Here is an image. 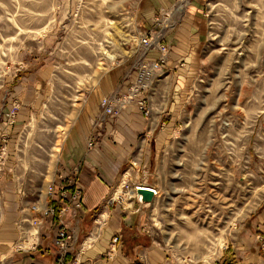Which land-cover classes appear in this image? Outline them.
Masks as SVG:
<instances>
[{
  "label": "rangeland",
  "instance_id": "obj_1",
  "mask_svg": "<svg viewBox=\"0 0 264 264\" xmlns=\"http://www.w3.org/2000/svg\"><path fill=\"white\" fill-rule=\"evenodd\" d=\"M175 1L178 19L193 0ZM150 3L0 0V114L7 101V124L29 108L33 113L12 145L6 137L5 166L15 159L33 228L42 231L63 138L77 126L87 96L111 68L129 62L139 73L154 61L143 55L142 40L164 30L147 24L163 25L171 15L155 14ZM203 7L208 38L177 121L149 156V169L113 196L128 204L137 186L156 191L143 208L146 229L168 252V264H213L264 206V0H203ZM31 83L36 94L14 89ZM30 98L32 107L23 104Z\"/></svg>",
  "mask_w": 264,
  "mask_h": 264
},
{
  "label": "crops",
  "instance_id": "obj_2",
  "mask_svg": "<svg viewBox=\"0 0 264 264\" xmlns=\"http://www.w3.org/2000/svg\"><path fill=\"white\" fill-rule=\"evenodd\" d=\"M150 7L157 15L158 11H167L171 15L170 22L163 25L147 24V28L154 32L164 30V42L169 46L165 67L158 72L150 92L142 94V98L154 108L152 117H145L135 105H131L120 109V114L115 117L104 118L101 101L115 92H128L135 77H139L135 70L130 71L134 65L125 62L103 76L87 96L77 126L63 138L58 179L55 180L57 195L51 196L45 210L55 205L57 214L64 216L65 225L68 224L75 237L68 263L76 257L86 264L169 262L168 252L148 234L146 210L139 205L137 198L131 195L125 204L113 196L122 186L124 190L127 184L131 185L130 181L141 178V172L149 169V156L158 153L169 137L177 121L175 111L190 87L192 74L202 63L209 22L205 19L203 0H193L185 16L178 19H174L176 14L171 13L175 12V0H151ZM159 55L157 49L151 50L146 60H156ZM149 81L152 80L146 82ZM35 86L21 84L14 89L21 95L32 90L36 94ZM23 100V104L34 106L33 98ZM6 103L0 114V147L7 142L6 137L12 145L13 139L33 118L29 108L20 112L14 124H7ZM91 141L94 146L90 145ZM15 166V159L11 158L1 182L0 264H58L55 241L59 220L42 218V231L38 226L33 228V214L19 188ZM63 181L72 182L67 192L76 188L82 191L78 201L82 208L76 215H73L75 202L71 197L61 203L57 188ZM121 192L117 191L116 199ZM109 201L114 203L109 204ZM100 215L105 220V226L101 228L95 224ZM114 238H118L117 243ZM213 264H264V206L244 222L223 257Z\"/></svg>",
  "mask_w": 264,
  "mask_h": 264
},
{
  "label": "built area",
  "instance_id": "obj_3",
  "mask_svg": "<svg viewBox=\"0 0 264 264\" xmlns=\"http://www.w3.org/2000/svg\"><path fill=\"white\" fill-rule=\"evenodd\" d=\"M142 44L144 45V54H148L151 50L157 49L160 53L159 57L153 62H143L140 65L139 77L138 80L130 87L128 93H120L115 92L112 96L105 97L101 101V109L104 115V118L115 117L120 114V109L129 107L131 105H135L140 112L143 113L145 117H150L151 108L149 102L142 98V94L148 88L147 80L151 79L156 73L160 72L167 63V55L169 52V46L164 42V34L159 33L152 35L150 37H146L142 40ZM91 146H94V142H90ZM6 149L5 145L0 147V195L2 194L1 190V182L6 173L5 159H6ZM72 184L71 181H63L62 184L57 188L59 189V195L61 196L62 202L67 200L68 197H71V200L75 202L73 213L77 214V211L82 208L81 202H78L80 197L82 196V191L79 189H74L73 192H67L69 189V185ZM140 187V186H137ZM136 187V188H137ZM131 192V190H130ZM50 195H57L56 188L55 190L51 188ZM110 203H114L109 201ZM64 212L62 211L61 214ZM44 215L49 218H56L59 220L58 230L56 233V247L58 249V264H86L83 261L79 260L77 257L71 262H67L68 255L71 253L75 237L68 229V224L65 225L63 215H59L55 213L54 208H49L44 212ZM97 219L95 224L98 225L99 228L105 226V220L101 218ZM101 223V224H100ZM114 243H117L118 238H114ZM88 264V263H87Z\"/></svg>",
  "mask_w": 264,
  "mask_h": 264
},
{
  "label": "water",
  "instance_id": "obj_4",
  "mask_svg": "<svg viewBox=\"0 0 264 264\" xmlns=\"http://www.w3.org/2000/svg\"><path fill=\"white\" fill-rule=\"evenodd\" d=\"M135 194L138 203L142 208L149 207L155 199L154 190L148 187H138Z\"/></svg>",
  "mask_w": 264,
  "mask_h": 264
},
{
  "label": "bare ground",
  "instance_id": "obj_5",
  "mask_svg": "<svg viewBox=\"0 0 264 264\" xmlns=\"http://www.w3.org/2000/svg\"><path fill=\"white\" fill-rule=\"evenodd\" d=\"M146 83H148V82H146ZM144 187H145V186H144ZM151 189H152V188H151ZM120 190H121V189H120ZM152 190H154V189H152ZM154 192H155V196H156L157 193H156L155 190H154ZM51 207L54 208L55 213H57V209H56L55 205L49 206V208H51ZM49 208H48V209H49ZM73 215H76V214L73 213Z\"/></svg>",
  "mask_w": 264,
  "mask_h": 264
}]
</instances>
